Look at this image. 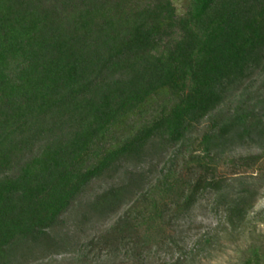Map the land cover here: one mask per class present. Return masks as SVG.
Returning <instances> with one entry per match:
<instances>
[{"label": "trees", "instance_id": "obj_1", "mask_svg": "<svg viewBox=\"0 0 264 264\" xmlns=\"http://www.w3.org/2000/svg\"><path fill=\"white\" fill-rule=\"evenodd\" d=\"M245 147L260 153L219 172ZM125 163L140 169L81 200ZM263 188L264 0H0V264L73 253L68 220L112 218L87 246L264 264ZM206 194L221 225L185 249L175 223Z\"/></svg>", "mask_w": 264, "mask_h": 264}, {"label": "rangeland", "instance_id": "obj_2", "mask_svg": "<svg viewBox=\"0 0 264 264\" xmlns=\"http://www.w3.org/2000/svg\"><path fill=\"white\" fill-rule=\"evenodd\" d=\"M183 1L184 0H175L179 8H181V6L183 5ZM207 124L208 122L206 119L201 121V123H199L193 131L192 137L195 138L200 136L205 130ZM175 150V148H167L165 152L161 154L164 158L157 165L156 169L151 171L149 176L150 182H153L154 179L159 175L164 161L170 156L174 155ZM257 153H260V150L257 148H237L230 154L222 157L221 161L219 162L220 165L218 170L219 172H222L226 175H228L234 170L241 171L240 168H236L232 161H237V159H239L240 157H245ZM155 157L154 160L150 162L152 165L155 164ZM149 166L150 164L148 163L144 165L143 168L147 170ZM125 168L133 170L134 166L131 163H125L119 168L118 172L114 173L112 177H102L93 180L88 186L81 200L89 199L94 195L102 192L110 185L119 183V179L121 178V174L123 173V170H125ZM138 169L140 168H134V170ZM262 193V197L258 199L252 209V214L264 210V188L262 189ZM212 201L213 199L211 195H204L200 199L199 203L196 205L195 209L189 214L188 217H186V219L178 220L175 223L176 232L174 236H180V238L183 240L181 246H184L185 249H189L190 247H192L195 239L198 238L200 235L204 234L205 232H211L215 230L218 225H221L222 216L219 212H215L212 209ZM128 206L129 204L123 206L120 209L118 215H120ZM115 219L116 218H112L110 220H107L105 223H97L95 225L87 224L85 226H80L78 229H75L72 226L71 222L68 220L66 226H68L67 228H69L70 230V235H74L73 241L76 243L75 251L73 253H61L50 255L46 259L31 264H135L133 259L127 258L124 255L123 251L107 255L104 251H101L98 248L86 245L89 239H92L95 235L104 232V230L109 227ZM176 255V252L171 253L166 246H163L159 249L152 248L147 263H166L171 259L175 258ZM233 255L234 252L228 249L216 255L215 258L205 261L203 264H230Z\"/></svg>", "mask_w": 264, "mask_h": 264}]
</instances>
